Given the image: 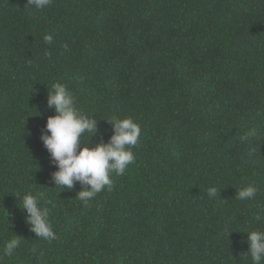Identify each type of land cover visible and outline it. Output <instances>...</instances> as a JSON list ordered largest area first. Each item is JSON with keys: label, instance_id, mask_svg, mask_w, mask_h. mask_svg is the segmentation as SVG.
<instances>
[{"label": "trees", "instance_id": "1", "mask_svg": "<svg viewBox=\"0 0 264 264\" xmlns=\"http://www.w3.org/2000/svg\"><path fill=\"white\" fill-rule=\"evenodd\" d=\"M55 83L97 119L93 146L110 140L113 117L142 129L135 162L87 206L79 182L55 186L40 139ZM250 183L256 197L239 200ZM25 192L50 209L55 240L31 231ZM258 213L264 0H0V264H253Z\"/></svg>", "mask_w": 264, "mask_h": 264}, {"label": "clouds", "instance_id": "2", "mask_svg": "<svg viewBox=\"0 0 264 264\" xmlns=\"http://www.w3.org/2000/svg\"><path fill=\"white\" fill-rule=\"evenodd\" d=\"M53 0H28V5L43 10L52 4ZM46 44L53 43L51 35H45ZM67 48V45H65ZM50 56L51 52L46 51ZM48 107L54 109L55 114L49 116L42 132V140L50 153L52 163L57 170L52 173L55 186L72 190L76 182L83 186L77 194L85 206L105 188L111 190L113 180L111 175H122L127 167L135 162L132 148L137 145L141 127L131 117L108 119L113 125V134L107 142L92 145V137L97 131V119L82 112L77 107L74 93L65 84L55 83L48 96ZM90 134V140L85 139ZM255 129L243 137L245 141L255 136ZM255 153V148L249 149V157ZM259 188L250 183L242 188L237 198L241 201L252 200ZM217 188L209 187L208 196H217ZM221 192V191H220ZM19 207L26 215V222L35 235L44 240H55L56 233L50 221V209L41 204V198L31 192H25ZM264 219V215L257 214L256 220ZM247 233V243L253 264H264V230L254 229ZM20 245V240L10 239L4 246V255L11 257Z\"/></svg>", "mask_w": 264, "mask_h": 264}]
</instances>
